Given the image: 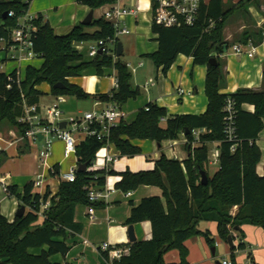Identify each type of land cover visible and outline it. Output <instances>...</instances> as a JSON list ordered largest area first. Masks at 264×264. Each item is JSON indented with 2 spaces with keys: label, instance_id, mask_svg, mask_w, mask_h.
I'll return each mask as SVG.
<instances>
[{
  "label": "trees",
  "instance_id": "1",
  "mask_svg": "<svg viewBox=\"0 0 264 264\" xmlns=\"http://www.w3.org/2000/svg\"><path fill=\"white\" fill-rule=\"evenodd\" d=\"M31 1H0V38L8 37L16 24V18L29 9ZM250 1L253 0H240L237 5H224L222 0H209L207 5H201L198 19L192 27L164 28L151 25L152 33L157 36L158 50L144 57L151 60L156 68H161L162 73L165 74L180 55L192 58L195 65L206 66L205 113L199 116L169 117L164 108L147 104L138 110L131 123L121 120L113 127L107 140L99 142L91 137L80 142L75 150L77 165L86 164L87 169L83 173L76 172L74 183L60 181L53 196L48 188L42 195L35 192L33 181L26 183L21 192H18L17 186H10L9 196L18 201L19 207H25V213L20 218L15 217L12 222L0 215V264H52L49 261L51 256L67 254V235L78 234L82 229L74 222L75 208L78 205L89 206L86 188L90 186L102 189L107 176L116 174L112 170H92L99 149L110 145L120 157H133L141 151L133 144L135 141H174L181 134L186 140V160L167 159L161 155L154 162L153 170L137 173L125 171L120 174L121 180L115 185V190L123 194L136 191L140 186L157 187L162 191L163 201L156 196L142 199L137 206L131 208L125 223L130 226L149 222L151 239L119 246L127 247L129 252L112 262L108 260L106 253H102V263L99 264H166L163 256L171 250L179 253L178 264H188L185 241L202 236L209 245L213 244L209 232L198 229L201 222L214 223L217 236L225 243L228 236L235 240L234 229H238V245L231 250L230 259L231 264H237L234 252L245 250L244 235L240 228L251 225L264 231V167L262 176L256 172L261 159L256 140L263 129L264 71L262 90L240 89L233 94H221L225 77L220 55L224 54V46L229 48L223 31L233 10ZM75 2L91 10H99L112 3V0ZM11 11L15 17L6 16L3 19V15ZM37 27L34 51L38 59L42 60L41 66H27L23 76L17 72L6 75L0 71V128L5 121H10L16 126L17 133L22 132L17 119L22 116L25 107L38 106L42 93L36 88L42 83L50 86V93L54 96L68 95L77 99L90 97L79 86L68 81L87 70H92L97 77H103L107 70L116 72L118 89H112L110 97L108 94L100 95L92 97L94 100L122 106L140 95L138 89L131 87V72L120 58L103 53L85 61L83 55L74 48L80 43L112 38L113 28L103 19L92 21L90 27L96 28L93 33H87V27L79 24L67 35H57L41 17L37 21ZM262 36L261 30L249 29L243 31L239 43L258 46L262 42ZM210 58L216 59V67L209 65ZM57 83H62L65 88L53 89ZM227 99L234 102L237 145L234 153L230 152L232 143L225 141L223 136V108ZM244 105L253 106V113L245 111ZM163 119L166 120L164 128L160 127ZM197 130H205V133L200 135L198 145L196 143L193 146V132ZM210 143H216L219 150L218 169L211 177L207 170V145ZM24 153L25 149L19 151V155ZM52 169V176L57 175L58 167L54 166ZM200 170L205 171L208 177L206 185L200 183ZM47 202L42 224L38 225V213ZM103 206L101 203L93 204L94 208ZM234 208L236 209L232 215ZM43 247L46 250H41L37 255L29 253V249Z\"/></svg>",
  "mask_w": 264,
  "mask_h": 264
},
{
  "label": "crops",
  "instance_id": "2",
  "mask_svg": "<svg viewBox=\"0 0 264 264\" xmlns=\"http://www.w3.org/2000/svg\"><path fill=\"white\" fill-rule=\"evenodd\" d=\"M222 2L224 5H237L240 0H222ZM208 3L209 0H204L205 5H207ZM73 4L76 7L74 9V14L71 16L69 25H65V31L67 29V31L69 32L73 27L79 25L85 19L83 17L90 11L89 8L77 4L75 0L73 1ZM121 4L125 8H139L135 16H128L124 20V24L129 29L130 34L127 36H122L118 39V43H120L122 46L121 57L126 54L127 57L134 59L133 64L131 62H126V64L134 68L135 71L131 73L136 74L139 70L146 68L143 60H148V58L144 56L153 54L158 50L157 36L151 31L152 21L151 13L149 11L150 1L122 0ZM242 5H238V8H235V10H233V13L228 19V22L223 31L224 39L229 43L227 52L220 55L221 69L225 77V85L220 90V93L224 95L233 94L240 89H248L253 91H260L263 89L262 74L264 71V0H253L250 2L242 3ZM31 13L40 14L41 16H43L44 20L48 22L50 27L55 32V28L50 24L49 20L44 16L43 13L39 11ZM95 13L98 14L96 18H99V10H94L93 18H95ZM249 29L261 30L263 33L262 42L258 46H255V51L251 57L247 55V52L249 50L248 46H244L243 44L239 43V39L243 31ZM85 31L87 33H93L96 31V28L89 26ZM68 33L66 32V34L57 35H67ZM122 38H124V40H121ZM235 45H240L242 47L241 54L237 55L232 52V47ZM81 47H83V45ZM82 54L84 55V53ZM139 64L142 65L138 66ZM40 66H38L37 68H39ZM148 72L150 77L148 76L149 78L142 85L143 91L140 90V87L137 86L136 82L132 83V80L130 82L131 87L133 89H138L140 95L136 99H133L132 101L127 103V107L125 104L120 106L122 112L125 114V122L131 123L135 119L138 110L146 107V105L150 103L164 108L169 117L181 115L199 116L205 113L207 108V98L205 96L206 66L195 65L192 58L180 55L176 58L175 62L165 74L162 73L161 68H156L152 65H149ZM86 78L90 79V84L88 85L89 87L84 90L82 86V80ZM115 79L116 72L114 70L105 71V75L103 77H97L92 70H87L81 76L69 78L68 81L71 84L79 86L86 94L90 95V97H95L100 95H107L112 90L111 86L113 85ZM36 89L39 91L38 87ZM49 90H51L50 86ZM180 91H182V93H180ZM92 100L93 108L95 107V110L102 107V105L100 107H96L94 105L95 100L93 98ZM54 101L55 98L52 102H48L42 105L40 98L38 107L42 110L44 107L53 104ZM243 109L250 113H253L254 111V107L250 105H244ZM62 112L64 113L63 109ZM81 114L82 113H79L77 116H80ZM165 123V119L161 120L160 127L164 128ZM261 132L259 133L256 140V145L261 152L260 161H264V138L260 140ZM179 138L182 139L181 145L183 146V149L185 151L184 155L178 159H176V157L165 156L167 159H175L178 161H184L187 159L188 153L184 148L186 144L184 135L181 134ZM174 142L176 143L177 140H174ZM23 143H25V145L21 146V142H19L15 147L9 148V150L15 151L16 155L20 156L19 151L25 149L24 154H26L30 150V143ZM133 144L141 149L142 147L146 146L147 142L146 140L135 141L133 142ZM207 146L209 151L217 148L216 143H210V146L209 144ZM105 147L106 155L103 159V165L95 166L93 163L92 170H104L106 157H112V160L108 166V171L112 170L116 174L114 176H111V178H106L104 187L107 190H113L115 189V185L121 180V173H124L125 171H129L131 173L137 172L130 171L128 170V168L126 170H117L118 168L115 169L114 164L117 162L120 156L112 146L108 145ZM52 148L53 154L51 155L50 152L49 157L45 161L46 166L51 168L54 166L58 167V162L56 160V157H54V155H56V150L61 149L64 157V145L61 141L55 140L53 142ZM171 148H174V145H171ZM3 155L4 158L2 157L3 160H0V166L5 161L4 159H6V152H4ZM159 158L153 161V165L151 168L138 172L153 170L154 162L159 160ZM76 165L77 160L75 161L74 166ZM263 167L264 164L262 166L261 172H258L256 168V172L259 176H262L263 174ZM0 174L3 175L9 173L4 172L0 169ZM66 174H63L58 180V185L60 183L59 181H63V176ZM10 178L12 182V177L10 176ZM13 185L16 186L15 183H11V186ZM143 187H145L146 190V187L152 186ZM47 188L49 189V193L52 196L58 190V186L55 189H50L49 185L46 183L45 187L35 192H38L40 195H42ZM21 190L19 189L18 192H21ZM153 196L159 197L158 195L147 194L146 191H142L141 193H139L138 191H133L128 194L116 192L111 196L108 205H104L101 208H94L93 220H90L88 218L87 207H84L81 213L74 214V222L82 227L81 232L78 234L67 235L65 240V243L69 248L67 254L64 256H51L49 258L50 263H102V252L100 251L101 245L104 243H108L111 246L119 247L129 244L130 242L127 234V228L129 226L125 223L129 218L131 208L137 206L142 199ZM6 197L10 198L9 195L4 194L3 199H5ZM14 205L17 211L19 208V203L16 199L14 201ZM234 211L235 210H233V212ZM15 213H10L9 216H6L0 212V215L5 217L8 222H12L15 218ZM42 220L43 218H39L37 224L41 225ZM131 226L133 227V234L137 242L151 239V225L149 222H142ZM211 228L212 231L208 232L210 237L213 239L212 245H209L206 242L205 238L202 236H199L200 239L198 241L197 237H193L185 241L184 246L188 251L186 262L188 264H220L219 261L231 259V250L229 249L228 245H226V249H222L220 254L223 253V255L221 258H218V256L216 255V246L222 240L217 236L216 225L214 224V227ZM255 228H257L258 230L260 229L261 231H258L257 229H251L250 225H243L240 228L244 235L245 250L234 252V261L237 264H250L252 262L256 264H264V231L259 227ZM233 244L235 245V247L238 245L237 237H235V240H233ZM253 246H257L258 248H253ZM41 250H46V247H43L42 249H29V253L37 255L41 252ZM163 260L166 264H178L180 262V256L176 250H171L164 254Z\"/></svg>",
  "mask_w": 264,
  "mask_h": 264
},
{
  "label": "built area",
  "instance_id": "3",
  "mask_svg": "<svg viewBox=\"0 0 264 264\" xmlns=\"http://www.w3.org/2000/svg\"><path fill=\"white\" fill-rule=\"evenodd\" d=\"M0 1L10 2L14 0ZM121 1L122 0H112V3L99 9V18L103 19L113 28L114 34L112 38L95 41L94 44L89 45L84 55L87 60L94 59L99 55V51H101V54L109 53L113 58H116L115 54L118 39L130 34L129 29L124 24V20L128 16H135L139 8H125L122 6ZM149 1L152 24L164 28H179L182 26L192 27L198 19L201 5L204 4V0ZM7 16L9 18H14L15 14L11 11L8 12ZM40 17L46 22L40 14H32L29 10L22 12L21 15L16 18V24L10 30L8 37L0 38V71L7 63H12L15 67L10 73L17 72L18 75L22 76L21 69H25L32 61L38 58L34 51V39L38 30L37 21ZM82 45L83 44L80 43L74 47L78 53H81ZM247 46L249 48L247 55L251 57L255 51V46L252 43H249ZM232 52L237 55L241 54L242 47L240 45H235L232 47ZM141 65L142 64H139L138 66ZM127 68L130 72L135 71L130 65H127ZM112 89H118V82L116 79L113 82ZM180 93H182V91H180ZM110 95L111 94L108 93L109 97ZM62 104L63 100L61 98H55L53 104L44 107L42 110L37 105L25 107L22 116L17 119V123L21 126L22 132L20 134L12 133L10 139H5L0 133V153H4L7 149L15 147L19 142L30 144L39 143L41 145L39 158L42 161V168H47L50 174V171H53V169L46 166L45 161L50 155L55 140L63 143L64 157L68 158L71 155H75L76 146L86 138L92 137L99 142L107 140L111 129L125 118V114L122 112L119 105L115 103L104 104L95 100L94 105L96 107L102 105L101 108L82 113L80 116L68 120H63ZM223 112L225 115L223 121V136L225 141L232 143L230 152L234 153L237 145L235 144L234 102L231 99L226 100ZM62 122L65 123V127L60 129L59 125ZM203 133H205V130L193 132V145L199 143L200 135ZM111 160L112 157H106L104 165L105 170H108ZM207 164L212 167L216 166L218 169L219 150L217 148L209 151ZM76 170L77 165L64 175L62 180L68 183H74L76 180ZM44 179V175H40L37 181L33 183L34 189H42L45 187ZM10 181L11 178L9 174H0V190L5 195H9V187L11 186ZM86 189L87 200L89 202V206H87V215L90 220H93V204L102 203L108 205L111 196L117 191L115 189L107 190L105 187L97 189L90 186ZM47 207L48 202L41 207L38 213L40 218H44L43 211L46 210ZM235 209L236 208L233 210ZM233 214L234 212L232 211V215ZM100 251L106 253L108 260L112 262L126 255L129 249L127 247L111 246L108 243H104L101 245ZM220 264H231V261L223 260Z\"/></svg>",
  "mask_w": 264,
  "mask_h": 264
},
{
  "label": "rangeland",
  "instance_id": "4",
  "mask_svg": "<svg viewBox=\"0 0 264 264\" xmlns=\"http://www.w3.org/2000/svg\"><path fill=\"white\" fill-rule=\"evenodd\" d=\"M74 0H32L29 5V12H36L39 11L44 14V16L49 20L50 24L55 28L56 34H66L69 31H65L66 26L69 25L71 16L74 14V9L76 8L73 4ZM88 14V13H87ZM87 14L83 17L85 18ZM98 14L95 13L94 20L98 19L96 18ZM44 19V18H43ZM66 25V26H65ZM64 28V29H61ZM64 30V31H62ZM121 40H124L122 38ZM94 44V42H87L83 43V47H81V53H84L85 50L89 45ZM76 46V45H75ZM83 55V59L85 61H88L85 56ZM121 60L123 62H131L134 63V59L127 57L126 54L121 57ZM144 64L146 65V68L139 70L136 74L131 73V80L132 83L136 82L137 86L140 87V90L143 91L142 85L147 81V79L150 77L148 72L149 65L154 66L151 60L144 59ZM41 64L40 59H35L30 63L33 67H38ZM15 65L12 63H7L6 66H4L1 71L3 73H10ZM155 67V66H154ZM24 68L21 69V75H23ZM149 76V77H148ZM83 81V89L85 90L88 85L90 84V79L86 78ZM112 87V86H111ZM39 91L42 93L41 95V104H46L48 102H52L54 98H61L63 100L62 109L64 111L62 119L68 120L70 118L76 117L79 113H85V112H91L95 110V107L93 108V100L92 97H88L86 99H77L73 96L68 95H60V96H54L50 93L49 86L46 83H42L39 85ZM133 99L128 100L127 103L132 101ZM127 107V105H126ZM0 133L5 139H10L12 136V133L17 134V128L15 125H13L10 121H5L0 128ZM264 138V120H263V130L260 134V140ZM181 138L177 139V142L170 140L161 141L160 143H157L156 141L146 140L147 144L145 147L141 148V151L139 154L133 156V157H127L122 156L119 157L117 162L114 164V168L117 170H128L138 172L141 170H147L152 167L153 161L159 158L161 155L164 156H171L176 157V159L181 158L185 151L183 149V146L181 145ZM174 142V144H173ZM25 145V143L21 142V146ZM171 145H174V148H171ZM196 145V143L194 144ZM198 145V143H197ZM160 146V147H158ZM210 146V144H209ZM53 147V145H52ZM210 148V147H209ZM41 150V145L39 143L37 144H30V150L24 155L17 156L16 152L13 150H6V159L0 166L1 170L4 172H8L10 176L12 177V182L15 183L17 186V189L21 190L22 187L28 182V181H37L38 177L40 175H44V183L49 185L50 189H55L58 186V180L61 178L63 174L68 173L73 166L75 165L76 157L74 155H71L69 158H64L62 154V150H56L54 157H56V160L58 162V174L55 176H52V174L48 172L47 168H42L41 165V159L39 158V152ZM53 154V148H51V155ZM106 155V147H102L97 151L95 159L93 161L95 166H102L103 165V159ZM4 155L3 153H0V160H3ZM1 163V162H0ZM264 164V161H260L259 165L257 167L258 172H261L262 166ZM208 175L211 177L217 170V167L207 166ZM111 178V176H107ZM60 182V181H59ZM58 189V188H57ZM35 191H39V188H35ZM139 193L142 191H146L147 194L150 195H158L161 200L162 198V191L157 187H145L140 186L136 189ZM4 193L0 190V212L3 215L9 216L10 213H15L16 207L14 205L15 198L14 197H6L3 199ZM84 208L83 205L76 206V212L75 213H81L82 209ZM214 227V224L212 223H206L201 222L198 225V229L201 232L205 231H212V228ZM251 229H257L255 226H251ZM258 230V229H257ZM258 231H261L260 229ZM233 236L238 237L237 232H234ZM197 237V241L200 239L199 236ZM255 237V236H253ZM227 244L223 241L219 242L217 244V256L218 258H221L223 253H221L222 249H226ZM260 246V245H258ZM253 248H258L257 246H253ZM217 260V259H215ZM220 260V259H218ZM220 263L222 261H219Z\"/></svg>",
  "mask_w": 264,
  "mask_h": 264
},
{
  "label": "water",
  "instance_id": "5",
  "mask_svg": "<svg viewBox=\"0 0 264 264\" xmlns=\"http://www.w3.org/2000/svg\"><path fill=\"white\" fill-rule=\"evenodd\" d=\"M93 12L94 10H91L89 11V13L87 14V16L85 17V19L80 23L82 26H85V27H89L91 24H92V21L94 20L93 18ZM6 14L3 15V19H6ZM227 52V47L224 46L223 47V53L225 54ZM101 54V51H99V55ZM122 55V46L120 43L117 44L116 46V54H115V57L116 58H120ZM209 65L212 66V67H216L217 66V61L215 58H210L209 60ZM65 87L62 83H57L53 86V89L55 90H63ZM65 127V123L62 122L60 125H59V128L60 129H63ZM187 134V131L186 133ZM87 169V165L86 164H78L77 165V170L76 172L77 173H83L85 170ZM200 174V183L201 185H206L207 184V175L205 173V171L203 170H200L199 172ZM25 213V207L21 206L18 208V210L16 211L15 213V217L17 218H20L24 215ZM238 229L235 228L234 231L236 232ZM127 234H128V239H129V242L130 243H133L136 241L135 239V236L133 234V227L130 225L128 228H127ZM226 244L228 245L229 249L232 250L235 245L233 244V239L231 236H228L227 237V241H226Z\"/></svg>",
  "mask_w": 264,
  "mask_h": 264
}]
</instances>
